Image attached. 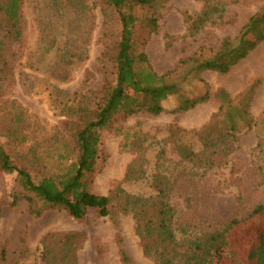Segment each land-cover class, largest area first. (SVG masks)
Listing matches in <instances>:
<instances>
[{
	"label": "rangeland",
	"instance_id": "obj_1",
	"mask_svg": "<svg viewBox=\"0 0 264 264\" xmlns=\"http://www.w3.org/2000/svg\"><path fill=\"white\" fill-rule=\"evenodd\" d=\"M205 11L208 21L195 29ZM263 11L264 0H161L139 11L144 19H158L157 32L144 48L153 70L168 74L167 82L181 85L184 96L197 98L208 91L210 99L173 114L180 101L172 97L159 116L119 119L104 138L106 161L94 183L98 196H111L119 188L149 193L147 181L127 182L129 168L161 172L172 188L173 227L183 246L241 221L229 233L223 264H256L264 232V212L253 216L264 206V42L227 74L199 75L193 59L213 57L224 40H236ZM22 18L23 37L17 40L0 13V140L38 183L66 167L61 156L70 150L62 144L68 138L64 123L80 106L101 103L105 86L115 81L122 26L105 0H22ZM140 33L145 35L143 29ZM252 86L250 127L243 126L235 142L203 152L201 132L218 138L228 127L215 95L224 90L239 107ZM13 101L20 106V124L12 117ZM190 152L197 157H188ZM26 195L17 174L0 175V264H49L45 250L53 251V259L67 234L77 235V264H124L122 251L131 264H155L144 254L133 215L119 212L117 205L108 217L92 212L77 221L60 210L32 213ZM15 197L21 199L17 205Z\"/></svg>",
	"mask_w": 264,
	"mask_h": 264
},
{
	"label": "trees",
	"instance_id": "obj_2",
	"mask_svg": "<svg viewBox=\"0 0 264 264\" xmlns=\"http://www.w3.org/2000/svg\"><path fill=\"white\" fill-rule=\"evenodd\" d=\"M105 1L118 12L122 26L115 59L116 79L105 86L101 103L94 107L80 106L75 117L64 123L63 131L68 138L62 139V144L70 150L69 155L61 156L67 162L66 167L62 173L45 177L36 183L28 170L19 165L0 140V175L17 174L19 186L27 194L24 199L30 204L32 213L38 216L47 210H60L77 221H83L92 212L99 217H108L112 213L111 209L117 205L119 212L133 215L144 254L152 258L155 264H223L220 261L230 246L229 233L241 221H233L223 231L186 240L187 244L183 246L173 227L175 212L170 204L172 188L169 180L158 170L156 173H148L136 170L133 165L127 172L128 183L143 184V180L147 181L149 193L132 194L122 188L117 189L111 196H98L94 192L96 176L106 161L103 152L104 138L119 119L140 113L159 116L165 110L164 103L172 97H178L180 101L178 107L172 111L173 114L188 112L210 99L208 91L197 98L184 96L181 85L168 83V74L159 76L150 65L144 48L157 32L158 19H144L139 11L153 9L161 0ZM0 13L5 15L9 26L15 32V38L19 40L23 37L22 0H4L0 3ZM208 16V11L203 12L195 29L202 27L208 21ZM142 29L145 33L143 37L140 33ZM262 42L264 11L249 20L236 40H224L221 50L213 57L193 59L196 63L194 71L199 75L206 71L227 74ZM254 93L255 86H252L243 96L239 107L233 106V101L224 90L215 95L222 103L220 114L228 127L223 132L219 131L218 138L213 136V132H201L203 152L222 145L224 141L230 144V141L235 142L236 133L243 126L250 127L252 119L248 110ZM9 106L16 111L12 115L14 121L17 124L22 123L18 103L13 101ZM2 119L0 110V127ZM188 157L195 159L197 154L190 152ZM20 200L15 197L13 205H17ZM263 212L264 206H258L253 211V216ZM76 239L77 235H64L53 259H49L53 251L45 250V260H49V264L56 261L59 264H77L74 245ZM255 257L256 264H264V232ZM122 258L124 264H131L124 251Z\"/></svg>",
	"mask_w": 264,
	"mask_h": 264
}]
</instances>
